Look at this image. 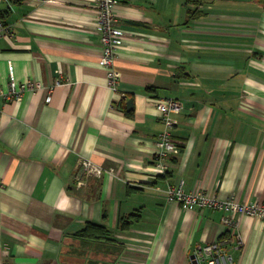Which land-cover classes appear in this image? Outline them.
I'll use <instances>...</instances> for the list:
<instances>
[{"label":"crops","instance_id":"crops-1","mask_svg":"<svg viewBox=\"0 0 264 264\" xmlns=\"http://www.w3.org/2000/svg\"><path fill=\"white\" fill-rule=\"evenodd\" d=\"M186 2L115 6L124 37L111 90L94 0H0L9 32L0 90L9 65L17 84L35 85L0 102V264H191L216 243L230 264H264L257 216L186 210L166 197L182 183L185 193L264 204V0ZM166 99L182 109L177 150L160 172L156 105ZM81 160L101 177L86 178ZM87 224L106 235L82 237Z\"/></svg>","mask_w":264,"mask_h":264},{"label":"built area","instance_id":"built-area-1","mask_svg":"<svg viewBox=\"0 0 264 264\" xmlns=\"http://www.w3.org/2000/svg\"><path fill=\"white\" fill-rule=\"evenodd\" d=\"M97 10L96 31L99 35L101 45V57L99 63L106 70V80L108 88L116 90L120 79V73L116 68V48L121 44L124 32L120 30L114 18L113 10L121 0H94ZM5 24L0 20V39L8 34ZM8 89L6 92L0 90V102H14L22 97L26 91H34L35 85L31 82L25 84H17L13 75V68L8 66ZM57 81V85H59ZM182 109V105L178 100L166 99L160 101L156 105L158 117L163 125V130L155 139L154 163L160 172H165V164L172 154L176 152L178 144L173 141L172 129L176 125L174 116L178 115ZM83 175L86 178H100L103 169L89 160H81L79 162ZM167 200L171 203H177L182 208L190 210L192 208L219 210L224 213H232L237 216H257L264 221V204L261 203H244L237 202L234 198L219 200L215 196H211L202 192L185 193L182 189V183L176 187H169L166 191ZM222 224L226 227H233L235 221L226 217L222 218ZM236 243L240 241L235 236ZM194 256L198 264H230L231 258L227 256L221 246V243L211 244L199 247Z\"/></svg>","mask_w":264,"mask_h":264},{"label":"trees","instance_id":"trees-1","mask_svg":"<svg viewBox=\"0 0 264 264\" xmlns=\"http://www.w3.org/2000/svg\"><path fill=\"white\" fill-rule=\"evenodd\" d=\"M194 0H187L186 5L193 4ZM2 15L0 14V20L2 21ZM188 17L190 19L194 18L197 14V11H190L187 13ZM126 224V221L124 219H121V225L124 226ZM106 235V231L104 228H101L99 226L93 225V224H87L85 229L82 230L81 236L82 237H90V238H98L104 237Z\"/></svg>","mask_w":264,"mask_h":264},{"label":"water","instance_id":"water-1","mask_svg":"<svg viewBox=\"0 0 264 264\" xmlns=\"http://www.w3.org/2000/svg\"><path fill=\"white\" fill-rule=\"evenodd\" d=\"M131 104H132V100L127 101L126 102L127 108L131 107ZM190 261H191V264H198L195 256H192L190 258Z\"/></svg>","mask_w":264,"mask_h":264}]
</instances>
